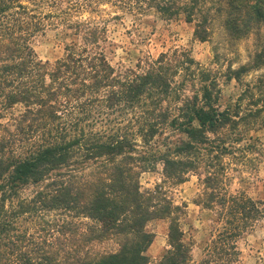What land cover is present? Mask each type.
<instances>
[{
    "label": "trees",
    "instance_id": "trees-1",
    "mask_svg": "<svg viewBox=\"0 0 264 264\" xmlns=\"http://www.w3.org/2000/svg\"><path fill=\"white\" fill-rule=\"evenodd\" d=\"M113 3L191 24L200 43L216 21L233 43L264 25V0ZM86 7L0 0V264H149L152 221L167 223L158 264H238L237 240L264 221V200L221 192L222 158L239 141L226 135L242 120L238 105L220 104L216 75L186 50L115 71L103 51L105 27L77 16ZM48 28L67 39L53 62L38 60L32 47ZM263 66L264 51H255L227 79L241 83ZM157 138L162 148L153 149ZM156 164L161 184L142 190L140 175ZM191 173L203 188L195 204L216 208L218 225L197 263L183 241L186 206L164 188ZM105 243L113 247L97 248Z\"/></svg>",
    "mask_w": 264,
    "mask_h": 264
},
{
    "label": "rangeland",
    "instance_id": "rangeland-1",
    "mask_svg": "<svg viewBox=\"0 0 264 264\" xmlns=\"http://www.w3.org/2000/svg\"><path fill=\"white\" fill-rule=\"evenodd\" d=\"M63 1L82 6L89 4L90 7L80 10L77 16L89 18L94 25L105 27L107 42L103 45V51L115 71L134 68L140 61L154 60L160 53L181 49L188 51L201 69L215 74L220 104L232 107L238 105L242 116L237 129L226 131L232 141H239L232 142L230 154L222 158L224 170L221 192L243 195L254 201L264 200V66L242 75L241 83L227 79L229 70L247 63L255 51H264V25L259 27L258 33L255 31L233 43L227 40L220 21H216L210 40L200 43L193 39V25L182 20L166 24L153 10L144 13L136 11L133 14L114 4L113 0ZM66 43L67 39L60 29L48 28L42 36L35 38L32 47L38 60L53 62L63 56ZM260 108L263 111L255 117L254 110ZM4 122L0 119L1 124ZM162 142L163 138H157L151 146L160 149ZM139 182L142 190L160 185V164H156L152 171L142 173ZM164 188L176 205L186 206V214L181 219L183 241L191 246L192 260L197 263L203 258L204 248L215 235L218 226L216 208L206 210L195 204L201 198L203 188L194 173L189 174L183 184H166ZM31 191L24 190L22 196H30ZM146 231L154 235L146 251L149 264H158L168 249L167 223L152 221L147 224ZM236 246L240 252L238 264H264V221L239 238ZM111 247L112 243L97 246L99 250Z\"/></svg>",
    "mask_w": 264,
    "mask_h": 264
}]
</instances>
